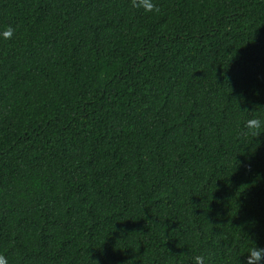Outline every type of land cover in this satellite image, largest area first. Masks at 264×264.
Masks as SVG:
<instances>
[{
  "label": "trees",
  "instance_id": "16d2710c",
  "mask_svg": "<svg viewBox=\"0 0 264 264\" xmlns=\"http://www.w3.org/2000/svg\"><path fill=\"white\" fill-rule=\"evenodd\" d=\"M0 0L9 264H245L264 247V0Z\"/></svg>",
  "mask_w": 264,
  "mask_h": 264
},
{
  "label": "clouds",
  "instance_id": "9594fccd",
  "mask_svg": "<svg viewBox=\"0 0 264 264\" xmlns=\"http://www.w3.org/2000/svg\"><path fill=\"white\" fill-rule=\"evenodd\" d=\"M131 7L134 9H142L144 12H160V8L156 5L154 0H131ZM15 34V29L8 25L2 32L0 37L4 40H11ZM264 133V120L258 116H251L244 122L243 129L237 133L240 140L254 139ZM248 255L245 264H264V247H251L248 249ZM0 264H9L8 258L0 254ZM193 264H211L210 257L196 255L193 258Z\"/></svg>",
  "mask_w": 264,
  "mask_h": 264
}]
</instances>
